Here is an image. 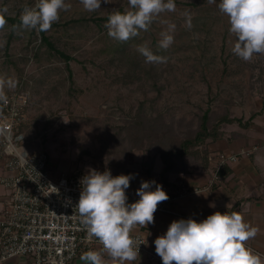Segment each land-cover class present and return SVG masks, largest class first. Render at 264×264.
<instances>
[{
	"label": "rangeland",
	"instance_id": "rangeland-1",
	"mask_svg": "<svg viewBox=\"0 0 264 264\" xmlns=\"http://www.w3.org/2000/svg\"><path fill=\"white\" fill-rule=\"evenodd\" d=\"M65 2L71 7L61 11L46 34L72 56L69 66L61 57H34L39 30L22 29L20 21L13 25L9 20L0 29V79L12 82L5 83L3 92L19 89L29 101L22 146L31 150L43 145L54 172L109 169L116 176L127 175L128 169L134 174L128 190L136 197L141 181H149L147 164L158 170L160 150L195 131L208 108L211 115L228 110L244 120L256 113L254 125L244 131L261 138L264 56L246 62L233 54L236 38L217 7L219 0H175L176 11L162 13L148 31L124 42L109 37L104 25L112 11L128 7V0H102L95 12L85 11L80 0ZM34 3L0 0V9L19 19L23 7ZM186 11L192 16L191 29L185 26ZM165 20L177 27L174 43L162 50L158 40L165 27L160 21ZM144 43L167 62L146 63L136 50ZM232 130L240 128L227 126L226 131ZM9 199L10 190L0 183V215Z\"/></svg>",
	"mask_w": 264,
	"mask_h": 264
},
{
	"label": "clouds",
	"instance_id": "clouds-1",
	"mask_svg": "<svg viewBox=\"0 0 264 264\" xmlns=\"http://www.w3.org/2000/svg\"><path fill=\"white\" fill-rule=\"evenodd\" d=\"M101 2L80 0L87 12L101 9ZM103 3L111 4L113 0H103ZM70 7L65 0H35L33 5L23 7L20 27L48 31L60 19L61 11ZM217 7L227 16L229 32L236 38L233 54L246 62L255 55L264 56V0H219ZM174 11L175 0H128V7L123 11L115 10L108 15L104 27L109 37L124 42L148 31L162 13ZM6 13V8L0 9V29L7 22ZM184 17L186 28L191 29V14L186 11ZM160 23L165 27L159 33L158 48L167 50L174 43L177 26L166 20ZM136 50L145 57L146 63L167 62L166 56L154 54L146 43L137 45ZM5 83L12 86V82L0 79V101L7 103L3 92ZM133 178L134 174L113 176L109 169L101 172L93 168L81 177L75 208L88 238L95 237L102 246L80 256L85 264H133L139 256L140 245L131 234L138 226L154 223L158 203L168 200L169 196L154 180L141 181L136 190L139 199L128 203L126 190ZM229 207L227 204L226 208ZM258 231L240 212L216 211L199 222L191 217L172 221L166 233L155 239V252L162 264H264L246 244Z\"/></svg>",
	"mask_w": 264,
	"mask_h": 264
},
{
	"label": "built area",
	"instance_id": "built-area-1",
	"mask_svg": "<svg viewBox=\"0 0 264 264\" xmlns=\"http://www.w3.org/2000/svg\"><path fill=\"white\" fill-rule=\"evenodd\" d=\"M4 94L7 103L0 101V183L10 190V199L0 215V264L14 257L31 258L32 264H72L79 252L100 250L99 241L88 238L75 208L80 180L87 172H54L43 145L31 150L23 147V129L30 123L28 96L24 91ZM217 153L210 157L211 183L218 180L224 166L238 160V154ZM126 194L128 203L139 199L128 189ZM156 212L190 217L171 209L167 200L158 203ZM131 235L141 255L147 237L136 231Z\"/></svg>",
	"mask_w": 264,
	"mask_h": 264
},
{
	"label": "crops",
	"instance_id": "crops-1",
	"mask_svg": "<svg viewBox=\"0 0 264 264\" xmlns=\"http://www.w3.org/2000/svg\"><path fill=\"white\" fill-rule=\"evenodd\" d=\"M234 131L235 134L231 133L211 145L217 152L238 154L237 161L224 166L223 173L222 169L220 170L218 180L211 183L214 173V168L211 167L209 170L199 169L191 174L170 175L167 184L158 178L155 182L162 185L168 194L167 201L171 209L198 221L216 211L240 212L247 222L259 230L256 237L246 244L264 261V133L260 134L261 138H255L246 134L244 129ZM242 150L247 153H241ZM131 182L137 184L135 180ZM138 186L140 187V184ZM152 188L154 190L155 184ZM227 204L230 205L228 209ZM179 219L182 218L156 212L154 223L146 227L138 226L135 231L144 234L148 243L146 251L139 255L133 264H162L161 258L155 252L154 241L166 233L172 221ZM83 253L84 251L79 252L72 264H85L80 259ZM1 264H32V260L28 257H14Z\"/></svg>",
	"mask_w": 264,
	"mask_h": 264
},
{
	"label": "trees",
	"instance_id": "trees-1",
	"mask_svg": "<svg viewBox=\"0 0 264 264\" xmlns=\"http://www.w3.org/2000/svg\"><path fill=\"white\" fill-rule=\"evenodd\" d=\"M5 18L11 21L13 25L20 21L16 17L5 16ZM39 34L41 40L36 47L34 57L39 61L44 58L61 57L65 59L67 66H69L72 56L61 50L46 34V31H39ZM16 91L21 92L19 89ZM262 109H264V103ZM211 114V109H206L199 116L198 128L195 131H189L183 139L178 140L171 147L160 150L159 157L162 165L155 171L153 164L148 163L144 169V174L148 175L151 181H155L153 177L155 171L159 181L167 184L170 175L191 174L199 169L209 170L212 167L210 157L214 153L211 145L226 138L231 133L235 134L234 130L226 131L227 126L237 125L241 129H247L254 125L253 118L257 115L253 113L248 120H244L243 117L232 116L228 110L215 116ZM223 171L222 169L221 172L223 173ZM125 172L129 174L128 169Z\"/></svg>",
	"mask_w": 264,
	"mask_h": 264
}]
</instances>
